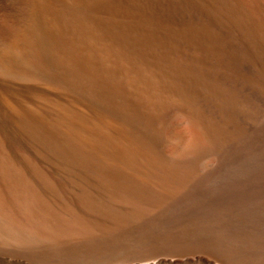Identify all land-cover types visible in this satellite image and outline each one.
Instances as JSON below:
<instances>
[{"label": "bare ground", "instance_id": "obj_1", "mask_svg": "<svg viewBox=\"0 0 264 264\" xmlns=\"http://www.w3.org/2000/svg\"><path fill=\"white\" fill-rule=\"evenodd\" d=\"M168 8L0 0V112L78 191L56 210L41 188L57 191L51 173L37 172L40 186L0 166V245L109 248L167 222L180 224L167 239L199 240L264 218V68L241 26L180 28ZM11 204L22 218L4 212Z\"/></svg>", "mask_w": 264, "mask_h": 264}, {"label": "rangeland", "instance_id": "obj_2", "mask_svg": "<svg viewBox=\"0 0 264 264\" xmlns=\"http://www.w3.org/2000/svg\"><path fill=\"white\" fill-rule=\"evenodd\" d=\"M164 1L169 6L168 10L180 12V28L187 23H205L207 20L217 25L231 21L241 26L246 31V37L250 39L249 54L264 68V0ZM188 12H195L194 17L197 18L187 16ZM163 15L169 16L165 12ZM171 21L178 23L172 16ZM179 123L174 126V131L183 133L182 136L185 137L188 134V125L184 121ZM24 134L26 133L23 129L10 123L0 112V166H8L14 172L22 173L28 181L36 182L40 186L41 178L37 172L51 173L49 176L60 185L56 192L48 191L42 185L45 200L53 203L56 210L66 211V207L70 209L76 203V185L61 172L54 173L52 159ZM12 205L14 204L6 207L4 212L13 214L17 219L22 218L24 211L17 204ZM210 211V208H205L199 219L209 216ZM240 224L242 228L236 227L234 230L212 227L199 240L188 237L184 241H174L167 239V233L178 231L179 223L167 222L157 226L148 223L144 227L151 228L148 237H142L139 232L144 231V228H136L138 231L132 230L120 236L115 247L99 249L72 240L63 247L46 243L33 245L34 247L3 244L0 245V264H141L145 261L149 264H264V218L254 222L243 220Z\"/></svg>", "mask_w": 264, "mask_h": 264}]
</instances>
